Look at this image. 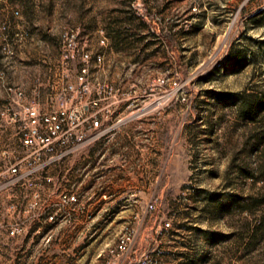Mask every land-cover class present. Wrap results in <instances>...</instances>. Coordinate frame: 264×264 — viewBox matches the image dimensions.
<instances>
[{"label":"rangeland","instance_id":"obj_1","mask_svg":"<svg viewBox=\"0 0 264 264\" xmlns=\"http://www.w3.org/2000/svg\"><path fill=\"white\" fill-rule=\"evenodd\" d=\"M71 29L105 54L93 72L115 89L117 130L97 143L121 135L133 146L129 193L94 194L125 188L108 172L126 164L125 150L118 166L104 157L95 186L91 141L73 169L54 171L80 203L50 222L44 215L53 203L59 209V196L41 195V221L11 236L24 217L7 209L17 197L6 179L0 264H104L109 246L141 218L156 264H264V0H0V108L48 104L37 93L59 79L61 35ZM111 35L121 52L111 51ZM17 87L27 95L20 104L9 90ZM10 134L0 132V144ZM125 204L132 212L119 217Z\"/></svg>","mask_w":264,"mask_h":264},{"label":"built area","instance_id":"obj_2","mask_svg":"<svg viewBox=\"0 0 264 264\" xmlns=\"http://www.w3.org/2000/svg\"><path fill=\"white\" fill-rule=\"evenodd\" d=\"M19 13L15 10V14ZM80 37L78 29L66 30L61 35L60 76L44 95L48 100L46 106L31 102L21 104L20 111L4 104L0 108V131L10 132L12 139L0 144V184L6 179L14 183L17 198L7 209L24 217L23 221L9 226L11 236L18 235L22 226L31 227L39 219L35 210L40 191L46 187L53 188L59 196V209H54V203L50 205L44 215L46 221L56 220L60 208L79 204V192L57 181L56 167H62L91 141L97 143L117 130L110 127L117 102L115 89L93 72V67L103 64L105 54L93 52ZM106 41L104 36L101 43ZM172 84L174 87L178 82L174 80ZM9 90L13 93L12 100L18 104L27 96L20 87ZM21 189L32 190L33 201L23 205L18 198ZM153 207L150 205L149 209ZM140 224L124 229L104 253V264H156L153 254L143 245Z\"/></svg>","mask_w":264,"mask_h":264},{"label":"crops","instance_id":"obj_3","mask_svg":"<svg viewBox=\"0 0 264 264\" xmlns=\"http://www.w3.org/2000/svg\"><path fill=\"white\" fill-rule=\"evenodd\" d=\"M112 39L110 40L111 45V51H116V52H121L123 50V48L118 45L117 43V37L115 36V38H113L114 36H112ZM3 50L0 49V62L3 61ZM0 67L1 63H0ZM3 89H0V94H2ZM42 92V93H41ZM46 89L44 91H40L37 93V95L41 94L45 95L46 94ZM36 93V91H34L33 89H30V95ZM126 131V130H123ZM1 132V131H0ZM121 137L124 136H119L116 139H111L109 140V145H107V147H102L101 143H94L93 146V155H94V185L98 186L102 183V178H103V174L105 173V171H103L102 169V159L104 157H109L111 158L112 162H115L114 164L118 166V164H120L121 162L119 161L121 153L124 154L123 156L125 157L124 163L126 164L125 166L122 167V169L120 167L117 168H113L112 170H110L108 172V179L111 180L113 179L116 183V185L124 184L126 187L125 188H120V187H115L113 189H105L104 191H101L102 189H100V187L98 189L94 190V194H97L98 197L100 196H104V197H111V196H122V195H128V187H127V183L128 180L133 179V175L132 172H130L128 170V163H132L131 160L133 158V146L132 145H128L127 141H122ZM130 138V137H129ZM124 143V144H123ZM83 150L78 151L77 153L74 154V156L67 162L62 164V167L64 168L65 166V171H69L71 169H73V163L78 160L81 155L83 154ZM68 167V168H66ZM0 177H1V173H0ZM1 182V179H0ZM56 192L52 190V188L50 189H43L40 191V196H49V195H55ZM33 191L32 190H28V189H21L19 194H18V198L19 201L23 204L25 203H30L31 201H33ZM119 214L118 216H124L125 217L129 216V214L132 212L131 207L128 204H125L123 206H121V209L118 210ZM26 213V212H25ZM24 213V214H25ZM126 217V218H127ZM139 220V221H138ZM136 223L140 224V220H145V219H138ZM150 222L148 221V223L146 224V226L144 227L143 224H141L142 227V231H145L147 229L150 228Z\"/></svg>","mask_w":264,"mask_h":264},{"label":"trees","instance_id":"obj_4","mask_svg":"<svg viewBox=\"0 0 264 264\" xmlns=\"http://www.w3.org/2000/svg\"><path fill=\"white\" fill-rule=\"evenodd\" d=\"M264 105V104H263ZM246 108H248V113H250L251 112V110H252V107L250 106V107H248V106H246ZM260 203L262 204V205H264V198L263 199H261V201H260ZM260 223L262 224V225H264V213L261 215V217H260Z\"/></svg>","mask_w":264,"mask_h":264}]
</instances>
